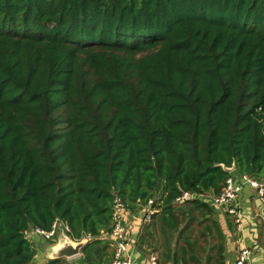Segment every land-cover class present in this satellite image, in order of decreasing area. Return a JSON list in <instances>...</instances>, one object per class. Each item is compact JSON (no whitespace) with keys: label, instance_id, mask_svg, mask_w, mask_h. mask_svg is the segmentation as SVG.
<instances>
[{"label":"trees","instance_id":"trees-1","mask_svg":"<svg viewBox=\"0 0 264 264\" xmlns=\"http://www.w3.org/2000/svg\"><path fill=\"white\" fill-rule=\"evenodd\" d=\"M234 175L264 179V0H0V264L57 219L109 263L116 196L175 231Z\"/></svg>","mask_w":264,"mask_h":264},{"label":"crops","instance_id":"crops-1","mask_svg":"<svg viewBox=\"0 0 264 264\" xmlns=\"http://www.w3.org/2000/svg\"><path fill=\"white\" fill-rule=\"evenodd\" d=\"M213 191L206 194L203 202H207L213 209L215 221L225 239L226 247V263H232L236 257V245L248 246L252 251V264H264V204L260 201L256 192L249 187H245L240 196V207L244 214L243 228L241 232H237L232 219L224 212L223 209L215 206L212 202ZM153 210H155L153 208ZM156 211V210H155ZM148 212L147 207H142L137 212L127 211L125 214V226L131 244V252L133 256V264H149L148 254L150 249L147 235V226L150 222H145V216ZM219 220H216V216ZM210 217V216H209ZM34 241L37 243L36 255L31 264H47L53 261L47 255V241L41 236L34 235ZM104 239V238H103ZM111 242V256L112 260L114 249ZM46 242V243H45ZM58 242V241H57ZM56 242V243H57ZM49 246L54 245L47 243ZM158 247V240L156 243ZM228 249V250H227ZM159 254V253H158ZM84 254L81 253L75 258H61L58 264H86L83 262ZM160 258V255H159ZM104 264V263H103ZM160 264H162L160 259ZM164 264H174L172 259Z\"/></svg>","mask_w":264,"mask_h":264},{"label":"built area","instance_id":"built-area-1","mask_svg":"<svg viewBox=\"0 0 264 264\" xmlns=\"http://www.w3.org/2000/svg\"><path fill=\"white\" fill-rule=\"evenodd\" d=\"M245 187L251 188L256 192L260 201L264 204V179L257 180L248 175H234L226 179L218 194L212 196V202L215 206L224 210V212L232 219L237 232H241L243 228L244 214L240 207V196ZM206 194H196L191 192H183L176 200L179 205L190 199L203 200ZM153 201L145 206L148 212L145 216V222H150L153 210ZM127 213L126 205L120 196H116L113 206V227L109 235H104V239L112 241L114 254L109 263L104 264H133V256L131 252V244L125 226V214ZM69 227L57 219L50 231L39 228L26 231L25 235L30 240L34 235L41 236L50 244H55L60 235L69 232ZM68 236V235H67ZM71 239V238H70ZM72 240V239H71ZM74 241V240H73ZM77 241V240H76ZM149 264H160V258L157 251L150 249L148 254ZM230 264V263H226ZM231 264H252V251L248 246L236 245V257Z\"/></svg>","mask_w":264,"mask_h":264},{"label":"rangeland","instance_id":"rangeland-1","mask_svg":"<svg viewBox=\"0 0 264 264\" xmlns=\"http://www.w3.org/2000/svg\"><path fill=\"white\" fill-rule=\"evenodd\" d=\"M189 208L190 205L176 207L179 226L175 231L165 227L159 216H156L147 226L146 233L150 237L149 246L157 248L162 264L168 262L165 255V249L168 247L172 248H170L171 255L177 254L179 262L177 264H212L218 256V247L221 242L219 228L214 226V223H218L215 221V216H204L200 212H191ZM216 218V220L220 219L218 215ZM47 243L45 247L48 248Z\"/></svg>","mask_w":264,"mask_h":264},{"label":"water","instance_id":"water-1","mask_svg":"<svg viewBox=\"0 0 264 264\" xmlns=\"http://www.w3.org/2000/svg\"><path fill=\"white\" fill-rule=\"evenodd\" d=\"M228 172H234L235 168L226 169ZM28 239V238H27ZM29 240V239H28ZM89 242V239L84 238L81 241H73L66 234H62L58 238V242L47 248V255L51 259H61V258H75L79 256L82 249Z\"/></svg>","mask_w":264,"mask_h":264}]
</instances>
